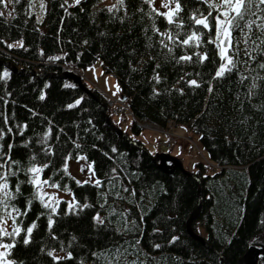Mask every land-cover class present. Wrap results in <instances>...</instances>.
Returning <instances> with one entry per match:
<instances>
[{
  "label": "trees",
  "instance_id": "16d2710c",
  "mask_svg": "<svg viewBox=\"0 0 264 264\" xmlns=\"http://www.w3.org/2000/svg\"><path fill=\"white\" fill-rule=\"evenodd\" d=\"M179 3L173 23L144 0H45L39 22L30 0L3 10L0 59L47 74L61 72L62 63L80 70L99 58L119 84V99L128 106L123 113L130 109L138 121L132 130L138 132L142 121L161 131L169 123L184 125L209 158L195 161L192 174L179 168L166 173L140 140L106 122L98 90L88 93L70 78L5 71L0 62V175L15 173L7 175L8 197L0 198V215L13 213V227L0 231V243L15 245L6 248L12 264H224L220 255L235 264L250 243L264 246L256 239L264 234V33L257 27L264 23V5H254L255 15L232 29L234 66L216 77L219 13L207 0ZM205 17L211 30L195 23ZM249 20L256 21L251 30ZM193 33L199 40L183 44ZM197 53L208 58L199 62ZM81 156L91 163L94 180L78 184L64 164ZM33 164H47L42 178L72 194L55 213L29 183L26 170ZM198 203L191 228L204 243L186 231ZM17 229L19 235H8Z\"/></svg>",
  "mask_w": 264,
  "mask_h": 264
},
{
  "label": "rangeland",
  "instance_id": "374dc122",
  "mask_svg": "<svg viewBox=\"0 0 264 264\" xmlns=\"http://www.w3.org/2000/svg\"><path fill=\"white\" fill-rule=\"evenodd\" d=\"M207 1L212 4L213 7H215L218 13H221L226 10L225 7H221L222 0ZM74 2L75 0H67L68 4H72ZM151 3L162 13H168L170 10H174L176 6V3L173 0H152ZM165 3H168L167 8L163 6ZM41 4H43V7H41ZM10 6L11 3H8L7 7H4L3 5L2 11L5 10L6 12H9ZM29 9L34 13L36 20L39 22L44 13L45 0H30ZM221 19H224V17H221ZM221 39H224L223 35H221V37L217 39L218 44H220ZM227 43L228 42L225 41V46L227 45ZM3 53H6L8 55V52H6L5 50H3ZM0 56L4 57L3 55ZM228 56H230L229 53ZM0 62H4L10 66L12 65L15 67L14 63H11L7 59L1 58ZM222 63H227V61L222 60ZM61 65L64 69L61 72H58L57 70L54 72H50V76L61 75L64 71L73 72L79 75L81 81L90 90L91 94H93L92 89H96L105 96V101L108 103V108H105L104 112L109 117L111 122L114 125H116L115 123H117L118 125L116 126L122 130L124 135L128 132L129 135L134 137V139L140 140L152 154L169 153L175 156L181 162L184 171L188 173H192L191 169L195 161L200 160L202 162H206L205 157L208 158V155L206 150L201 146L198 140V135L188 131V129L184 125L175 126L172 125V123H169L168 126L165 128L167 131H161L159 127L152 125L151 123H148L146 121H142L141 123H138V125L140 126V130L138 132H135L134 130H132L131 124L133 122L137 123L138 121L136 120V118H134V115L130 113V109L127 110L128 114H124L122 112L120 113V116H117L116 112L118 111L119 107L124 109L125 112L126 109H128V106L122 99L121 103L118 104H114L112 99H109L110 96L119 97V84L112 74L103 71L99 58H97L87 66L82 67L80 70L74 66H70V64L62 63ZM1 66H3L2 69L5 71L10 70V68L6 67L4 64H2ZM20 68L25 70L28 69L42 72L41 69H35L31 66H21ZM108 114L111 115L112 119ZM207 162H209V158L207 159ZM64 167H67V171L72 174L74 178H76L79 182L94 180V174L92 171L91 163L82 156L73 160L67 159L66 163L64 164ZM32 178L33 176L31 174V179ZM39 179L41 183L39 187L34 186L35 190L39 199L41 200L42 198L43 202L48 204V207H50L51 209H56L62 199H72V194L69 191L62 190L58 187H53L49 183L44 184L43 181L45 179L42 178L41 173L39 174ZM4 191H6V189ZM0 198H5L3 192H0ZM12 217V211H3L1 213L0 230H2L1 232L3 234L7 233L13 227ZM256 239L264 240V234L257 235ZM0 245H5L4 241L1 242ZM0 253H4V256L0 257V264H9V260L6 255V248L0 247Z\"/></svg>",
  "mask_w": 264,
  "mask_h": 264
},
{
  "label": "snow or ice",
  "instance_id": "6c2138e0",
  "mask_svg": "<svg viewBox=\"0 0 264 264\" xmlns=\"http://www.w3.org/2000/svg\"><path fill=\"white\" fill-rule=\"evenodd\" d=\"M11 2H15V3H19V0H0V5H4V7H7L8 3ZM81 0H75L76 4H80ZM145 3H151L152 0H144ZM118 3L123 5L124 4V0H118ZM259 7L260 5H264V0H222V4L221 7H225V11L219 13V15H217L215 17L216 20V38L219 39L221 37V35H223L224 39L220 40V44L217 45V47L219 48V56L221 58V60H226L227 63H222L219 67V69L216 72V77H223L225 72H231L232 68L228 67V65H233L234 66V61L233 59L228 56V49L232 46V42H231V33H232V29L234 28H240V21H244L246 15H255V12L252 11L253 6ZM165 8L168 7V3H165L163 5ZM41 7H43V4H41ZM112 9H109V11H111ZM181 10V6L179 3V0H176V6H175V10H170L168 13H161V15H165L168 18V23H173V19L172 17L176 14L179 13V11ZM262 12H264V9H260ZM4 12L0 11V17L4 16ZM9 15H11V13H9ZM209 15H211V13H209ZM221 17H224V19H221ZM195 23L197 25H201L203 26V28L205 29H210L209 26V22L207 17L203 18V19H195ZM256 24V21L254 20H249L246 22L245 26L251 30L252 25ZM258 28H260L262 30V33H264V23L258 24L257 25ZM169 39H171V36H169ZM194 40H199V37L193 33L191 36H189L187 39H185L182 43L187 45L189 44L190 41H194ZM225 41H227V45L225 46ZM210 43H215V40L209 41ZM247 42V41H245ZM20 46L22 47V42L20 44ZM199 46V45H197ZM9 47H13V45H9ZM199 57V62H203L204 60H206L208 57L207 55L204 56H200V54H195ZM181 60H187V61H191L192 60V56H182L180 57ZM261 68H264V64L260 65ZM7 75V73H5V76ZM157 81H159V77H156ZM190 85L193 86H199L197 84V82L195 80H192L189 82ZM40 99L43 100L44 96L41 95ZM80 101H76L77 104H79ZM75 105H69V107H74ZM9 149H11L12 145L8 146ZM113 151H115V149H113ZM10 158V157H9ZM33 160L35 159V157L32 158ZM13 164H18V161H12ZM4 164H0V168H3ZM48 165L45 164L42 167H37L36 165H32L31 167H29L26 171L28 173H31L33 178L29 181V183L33 184L36 187H39L41 181L39 179V174L43 171L44 168H47ZM83 170V169H82ZM65 172H67V167H65L64 169ZM7 175H15L14 172H9L8 174L5 175H0V180H3V183H0V192H3L5 197H8L9 193L4 191L5 189L8 188V183H7ZM44 184H47L48 181L44 180L43 181ZM77 183L79 184L80 182L77 181ZM96 185L99 186L101 184L100 180H96ZM53 187H58V185H52ZM125 191H128L127 188L124 189ZM20 188L17 185L16 187V192H19ZM135 191H132V195H135ZM41 203L43 202V199L41 198ZM49 205L44 203V207L47 208ZM71 207V206H70ZM89 205L88 204H84L82 205V208H88ZM101 207H103V205H101ZM52 212L55 213L56 209L52 208ZM94 219L99 222V223H103V220L100 218L99 214H97L96 217H94ZM54 221L52 220L51 217H49L48 219V228L51 229L52 225H53ZM134 223V221H133ZM36 227L35 224H33L31 227H29L27 229V233L28 236H31V233L33 231V229ZM2 231V230H0ZM19 235V229H17L15 231V233H8V235ZM30 242V240L28 238H25L23 240V243L25 245H27ZM136 243L138 244L139 241H136ZM15 245H0V247H4V248H11L14 247ZM156 247H159V245H156ZM48 255H52L51 252L48 253ZM4 253H0V257H3ZM69 256H71V254L69 253ZM9 264H12V262H9Z\"/></svg>",
  "mask_w": 264,
  "mask_h": 264
},
{
  "label": "water",
  "instance_id": "95a60500",
  "mask_svg": "<svg viewBox=\"0 0 264 264\" xmlns=\"http://www.w3.org/2000/svg\"><path fill=\"white\" fill-rule=\"evenodd\" d=\"M1 64H4L6 67L10 68L11 71H15V72L30 71L32 74L37 75L39 77H49L50 76V73L45 74L43 72L34 71V70L17 69L16 67H14L12 65L10 66L4 62H2ZM58 76L63 77V78L64 77L70 78L74 83H76L84 91L91 93L90 90L83 84L79 75H77L73 72L64 71V72H62L61 75H58ZM121 99L124 100V97L122 96ZM104 106H105V104H104ZM105 108H106V106H105ZM104 118H105L106 122L110 123V125L117 131V133L124 135L122 130L119 127H117L116 125H114L106 114H104ZM153 160L156 161L158 167L166 173L173 172V170L175 168H179V169L184 170L179 159L176 158L175 156L169 154V153L155 154L153 156ZM190 174H192V173H190ZM199 205L200 204L198 203L195 206V208L191 212L190 216L186 220V231L191 237H193V238L204 243V238L200 234L193 231L191 228V221L196 217L198 210H199ZM207 246L209 248H212L211 245L207 244ZM220 257L224 261L225 264H230L227 261L225 256L220 255ZM259 260H261V264H264V246L260 243H250L247 246V249L244 252V254L237 260V262L235 264H258Z\"/></svg>",
  "mask_w": 264,
  "mask_h": 264
},
{
  "label": "built area",
  "instance_id": "2783aa9c",
  "mask_svg": "<svg viewBox=\"0 0 264 264\" xmlns=\"http://www.w3.org/2000/svg\"><path fill=\"white\" fill-rule=\"evenodd\" d=\"M109 99H112V101H113L114 104L121 103V101H122L121 99H119V97H114V96H110ZM119 109H122V108L119 107ZM119 109H118V111L116 113H118V112H124V109H122V110H119Z\"/></svg>",
  "mask_w": 264,
  "mask_h": 264
},
{
  "label": "bare ground",
  "instance_id": "6f19581e",
  "mask_svg": "<svg viewBox=\"0 0 264 264\" xmlns=\"http://www.w3.org/2000/svg\"><path fill=\"white\" fill-rule=\"evenodd\" d=\"M106 100V99H105ZM105 106L106 108H108V103L105 101ZM155 155V154H154ZM225 264V263H224Z\"/></svg>",
  "mask_w": 264,
  "mask_h": 264
},
{
  "label": "flooded vegetation",
  "instance_id": "af4514ba",
  "mask_svg": "<svg viewBox=\"0 0 264 264\" xmlns=\"http://www.w3.org/2000/svg\"><path fill=\"white\" fill-rule=\"evenodd\" d=\"M258 264H261V260L258 261Z\"/></svg>",
  "mask_w": 264,
  "mask_h": 264
}]
</instances>
